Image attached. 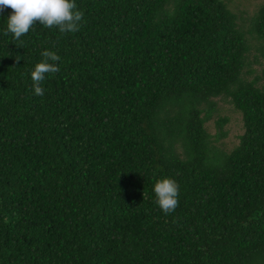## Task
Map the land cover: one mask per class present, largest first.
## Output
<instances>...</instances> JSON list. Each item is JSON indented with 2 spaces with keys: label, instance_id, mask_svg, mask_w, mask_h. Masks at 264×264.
Returning a JSON list of instances; mask_svg holds the SVG:
<instances>
[{
  "label": "trees",
  "instance_id": "trees-1",
  "mask_svg": "<svg viewBox=\"0 0 264 264\" xmlns=\"http://www.w3.org/2000/svg\"><path fill=\"white\" fill-rule=\"evenodd\" d=\"M74 2L79 31L20 40L0 9V264H264V2ZM45 50L60 70L37 96Z\"/></svg>",
  "mask_w": 264,
  "mask_h": 264
},
{
  "label": "clouds",
  "instance_id": "clouds-1",
  "mask_svg": "<svg viewBox=\"0 0 264 264\" xmlns=\"http://www.w3.org/2000/svg\"><path fill=\"white\" fill-rule=\"evenodd\" d=\"M10 7L13 11L7 19V28L4 35L12 34L14 40L20 38L33 26L39 23L45 28H58L60 33H75L80 29L83 12L76 10L74 0H0V9ZM42 62L35 65L31 72L34 94L44 95L41 87L47 73H57L60 69L57 64L60 57L52 51H42ZM19 61V59H17ZM155 202L164 214H170L179 205V185L168 177L156 180L153 185Z\"/></svg>",
  "mask_w": 264,
  "mask_h": 264
},
{
  "label": "rangeland",
  "instance_id": "rangeland-1",
  "mask_svg": "<svg viewBox=\"0 0 264 264\" xmlns=\"http://www.w3.org/2000/svg\"><path fill=\"white\" fill-rule=\"evenodd\" d=\"M227 2L229 5V9H231L239 17L244 16V18H246V16L251 17L253 13L258 9V7L264 2V0H227ZM238 21H240V19ZM248 25V23H245L244 27L246 28ZM253 55L254 54L249 55V58L251 59ZM259 60L264 63V57H260ZM253 67L257 68L258 65L254 64ZM220 104L229 116V120L224 125L227 133L224 137L218 140V143H226L225 147L227 146V148H230L232 145L238 142V135L243 131L242 120L239 113H237L229 103L222 101L220 102ZM209 123H211L209 130L213 133L216 130L213 127V121L211 120Z\"/></svg>",
  "mask_w": 264,
  "mask_h": 264
}]
</instances>
